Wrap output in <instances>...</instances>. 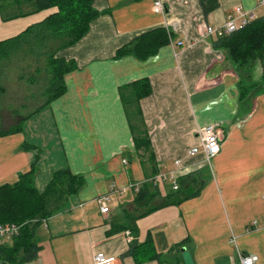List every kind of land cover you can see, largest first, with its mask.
<instances>
[{
	"label": "crops",
	"instance_id": "0c3cea01",
	"mask_svg": "<svg viewBox=\"0 0 264 264\" xmlns=\"http://www.w3.org/2000/svg\"><path fill=\"white\" fill-rule=\"evenodd\" d=\"M259 1L218 0L219 7L205 15L200 0H164V14L154 13V0H95L99 15L88 34L57 54L77 66L65 76L64 95L24 121L13 115L2 118L3 110L0 116L1 130L23 123L21 132L0 136V186L16 183L34 164L42 192L56 171L70 170L84 181L62 212L41 222L36 231L41 249L25 264H94L97 252L115 264H138L127 254L129 230L124 229V210H135L136 193L109 195L111 186L142 187L154 170L164 172L175 160L183 163L181 178L202 180L201 193L137 220V241L151 239L161 254L160 260L143 264H184L183 247L194 264H239L238 250L258 255L257 264H264V91L251 101L239 96V84L259 82L262 72L259 65L238 71L215 39L204 38L207 26H222L237 7L263 17ZM57 11L8 22L0 15V42ZM158 27L172 30L175 43L184 45L164 46L146 61L115 58L118 49ZM143 78L152 85L141 107L155 166L142 165L136 155L119 94L121 86ZM209 124L217 125L222 137L211 169L202 155L189 157L198 144V128ZM26 143L33 148L24 149ZM103 196L110 197L107 214L97 202ZM165 197L162 192L155 204L164 205ZM114 225L121 229L108 235ZM232 235L236 245L230 242ZM180 243L185 244L174 249Z\"/></svg>",
	"mask_w": 264,
	"mask_h": 264
},
{
	"label": "trees",
	"instance_id": "16d2710c",
	"mask_svg": "<svg viewBox=\"0 0 264 264\" xmlns=\"http://www.w3.org/2000/svg\"><path fill=\"white\" fill-rule=\"evenodd\" d=\"M139 2L140 0H135ZM95 0H0V15L4 22L27 17L44 10L57 8L58 11L40 23L28 27L16 37L0 42V93L5 89L1 81L5 76L8 65H23L20 78L31 73L34 69L43 76L44 100L22 121L39 113L53 101L66 92L65 76L76 69L74 61H66L57 54L80 42L90 31L92 22L99 12L94 8ZM205 15L219 7L218 0H200ZM173 32L165 27H158L140 34L130 43L118 49L117 59L134 56L140 61L154 57L159 50L169 45ZM215 46L227 53L229 61L239 70L259 65L262 76L259 82L239 84L240 101L253 99L264 91V16L250 23L246 28L237 31L229 37L215 39ZM19 66V65H18ZM16 66V73L20 72ZM29 78L30 83L36 82ZM119 94L128 119L136 155L142 165L155 164V152L147 129L141 101L152 94L149 79L143 78L119 88ZM1 116V106H0ZM22 124L1 130L0 136L17 134L22 131ZM33 148L25 144L24 149ZM154 170V169H153ZM35 164L29 172L19 175L14 184L0 186V224H17L22 226L20 235L13 239L11 246L0 244V259L4 264H25L34 260L41 247L37 243L36 231L43 220L62 212L71 195L76 194L83 186V177L76 176L70 170H60L53 174L50 183L42 192L36 186ZM154 170L151 177L157 175ZM151 177H148L151 178ZM202 180L184 178L179 180V189L170 190L163 199L166 203L156 205L155 199L161 197V189L150 182L144 183L135 194V210H124L128 224L124 228L131 231L133 241L127 254L138 264L160 260L161 254L156 250L151 239L139 243L137 220L155 210L168 205H178L194 198L201 193L198 187ZM139 210H142L141 212ZM121 228L114 225L108 235L115 234ZM185 243H180L174 249H180Z\"/></svg>",
	"mask_w": 264,
	"mask_h": 264
},
{
	"label": "built area",
	"instance_id": "2783aa9c",
	"mask_svg": "<svg viewBox=\"0 0 264 264\" xmlns=\"http://www.w3.org/2000/svg\"><path fill=\"white\" fill-rule=\"evenodd\" d=\"M257 7L263 8L264 0H260ZM153 11L157 14H164V0H154ZM256 19H258V17L254 11H248L243 9L242 7H237L234 13L227 18L222 26H207L205 28L204 38L221 39L229 37L237 31L246 28ZM194 43L195 42H191L189 46H193ZM169 44L172 48H174L176 45H184V43L182 42L175 43L172 37H170ZM175 55L177 56V53H175ZM197 138L198 144L189 151V157L193 158L202 155L203 163L211 169L213 159L220 154L222 149V137L217 129V125L209 124L204 127L198 128ZM123 163L126 165L127 160H124ZM183 169V163L180 160H175L173 162L172 168H168L164 172L158 173L157 175L149 178L146 182H150L154 186L159 187L161 184H170L171 190L177 191L180 187L179 180L181 179V177L179 176V172ZM140 188V185L134 184H130L129 186L124 188H116L115 185H112L109 195L114 193L124 194L128 190H133L135 193H138L140 191ZM97 202L99 203L101 212L103 214L109 213V196L100 197ZM21 228L22 226L17 224H0V244L5 240L13 241L15 237L20 235ZM126 235L131 243L133 241V235L131 231H127ZM230 242L236 245L237 237L235 235H232ZM237 254L239 256V264H257L259 261L258 255L255 254L244 255L240 250H238ZM93 261L94 264H115V259L107 257L103 252L95 253ZM0 264H4L1 259Z\"/></svg>",
	"mask_w": 264,
	"mask_h": 264
},
{
	"label": "rangeland",
	"instance_id": "374dc122",
	"mask_svg": "<svg viewBox=\"0 0 264 264\" xmlns=\"http://www.w3.org/2000/svg\"><path fill=\"white\" fill-rule=\"evenodd\" d=\"M27 63V60H24L18 64L19 66L11 64L7 66L5 76L3 81H1L2 86L5 89V93H0L1 114L3 110L4 113L2 118L4 119L9 120L12 115L22 119L24 116H27L31 111H33L38 105H40L44 100V97L41 94L44 85V75L40 76L41 73H38V71L34 69L31 71V73L24 71L26 75L23 76V79L20 78L23 65H27ZM16 66L20 67L19 73H16L15 71ZM238 71L241 70L239 69ZM32 74L34 75L32 79H36L37 81L30 83L29 78H31ZM6 110H9L8 114H6ZM2 127L3 125L0 124V129H2ZM160 189L161 193L163 192V194H167L171 190V186L170 184H161Z\"/></svg>",
	"mask_w": 264,
	"mask_h": 264
},
{
	"label": "water",
	"instance_id": "95a60500",
	"mask_svg": "<svg viewBox=\"0 0 264 264\" xmlns=\"http://www.w3.org/2000/svg\"><path fill=\"white\" fill-rule=\"evenodd\" d=\"M181 252H182V258L184 264H194V260L190 251H188L185 247H183L181 248Z\"/></svg>",
	"mask_w": 264,
	"mask_h": 264
}]
</instances>
